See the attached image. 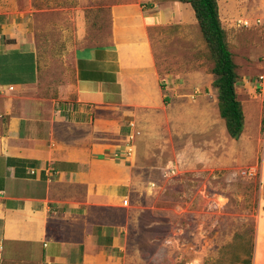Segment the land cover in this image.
<instances>
[{"label": "crops", "instance_id": "crops-1", "mask_svg": "<svg viewBox=\"0 0 264 264\" xmlns=\"http://www.w3.org/2000/svg\"><path fill=\"white\" fill-rule=\"evenodd\" d=\"M220 2L225 30H237L240 0H229L227 22ZM251 8L243 18L264 13L261 3ZM18 14L14 0H0V264H137L124 253L127 207L134 193L154 187L157 166L140 163L139 144L128 155L130 145L104 140L108 115L123 110L121 120H142L166 107L171 95L162 89V71L165 79L183 76L166 69V48L175 37L195 42L194 10L178 0L112 4L109 42L74 49L76 99L62 105L37 85L31 40L10 41ZM258 93L251 118L253 107L264 105ZM261 158L264 184V151ZM256 236L253 264H264V210Z\"/></svg>", "mask_w": 264, "mask_h": 264}, {"label": "rangeland", "instance_id": "rangeland-1", "mask_svg": "<svg viewBox=\"0 0 264 264\" xmlns=\"http://www.w3.org/2000/svg\"><path fill=\"white\" fill-rule=\"evenodd\" d=\"M14 1L22 14L14 16L12 30L18 36L10 41L23 36L35 46L37 85L42 94L58 99L61 105L74 103L73 51L109 42L110 9L118 0ZM260 3L264 11V0L246 4L240 0L236 25L244 17L245 7L256 8ZM228 4L229 0L220 2L226 22ZM257 15L264 21L263 12ZM225 27L237 65L239 100L247 114L239 139L230 137L220 116L214 62L199 26V33L192 32L194 43L175 37L166 48V69L183 76L165 79L162 71L163 85L171 95L163 110L147 113L142 120H121L123 110L108 115L112 120L107 122L109 134H104V140L139 144L140 163L157 166L151 173L154 187L129 199V224L123 236L129 263H254L260 241L256 224L264 210L259 172L264 151V105L262 109L253 107L252 119L250 103L262 90L259 77L264 75V31L261 27ZM29 63L32 65V60ZM131 121L140 132L133 139Z\"/></svg>", "mask_w": 264, "mask_h": 264}, {"label": "trees", "instance_id": "trees-1", "mask_svg": "<svg viewBox=\"0 0 264 264\" xmlns=\"http://www.w3.org/2000/svg\"><path fill=\"white\" fill-rule=\"evenodd\" d=\"M194 10L200 30L214 62V86L218 90V106L228 134L239 139L245 127L243 105L237 93L238 73L227 32L220 18L218 0H178ZM162 89L164 85L162 84ZM168 101L166 100V103Z\"/></svg>", "mask_w": 264, "mask_h": 264}, {"label": "built area", "instance_id": "built-area-1", "mask_svg": "<svg viewBox=\"0 0 264 264\" xmlns=\"http://www.w3.org/2000/svg\"><path fill=\"white\" fill-rule=\"evenodd\" d=\"M264 25V21L261 17H256V18H251V17H246V18H240L237 20V26L238 27H245L248 29L256 28L259 26ZM0 77H1V72H0ZM259 81L262 83L261 84V92L264 95V75H261L259 77ZM10 90H13V87H10ZM133 128H135V125H131ZM136 135H140L139 131H135L133 135H131V139H133ZM133 151V147L129 146L128 147V155H131ZM128 201H125L124 204L127 205Z\"/></svg>", "mask_w": 264, "mask_h": 264}]
</instances>
